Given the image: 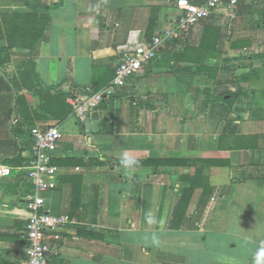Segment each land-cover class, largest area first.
<instances>
[{
  "label": "crops",
  "instance_id": "obj_1",
  "mask_svg": "<svg viewBox=\"0 0 264 264\" xmlns=\"http://www.w3.org/2000/svg\"><path fill=\"white\" fill-rule=\"evenodd\" d=\"M176 1L0 0V264L26 259L30 130L52 125L41 195L70 222L47 264H264V0L219 4L91 115L66 100L109 81L130 31L172 28Z\"/></svg>",
  "mask_w": 264,
  "mask_h": 264
},
{
  "label": "built area",
  "instance_id": "obj_2",
  "mask_svg": "<svg viewBox=\"0 0 264 264\" xmlns=\"http://www.w3.org/2000/svg\"><path fill=\"white\" fill-rule=\"evenodd\" d=\"M221 3L226 4L231 19L236 17L235 7L238 0H204L198 5L188 0H177L176 7L180 14L172 28L146 42L139 41L138 30L130 31L126 42L119 47V63L114 74L103 87L92 92L79 89L69 91L66 100L72 106L75 117L83 118L91 115L102 102L115 97L125 87L130 77L153 63L158 50L195 24L208 18ZM30 134L33 143L24 172L33 189L31 193L22 195L27 210L24 264H47L48 255L57 254L55 243L62 238L61 228L70 222L69 215L55 214L46 209L41 195L57 187L58 167L53 164L52 156L62 139V133L58 126L52 125L44 129L34 126ZM8 173V169L0 166V174Z\"/></svg>",
  "mask_w": 264,
  "mask_h": 264
},
{
  "label": "clouds",
  "instance_id": "obj_3",
  "mask_svg": "<svg viewBox=\"0 0 264 264\" xmlns=\"http://www.w3.org/2000/svg\"><path fill=\"white\" fill-rule=\"evenodd\" d=\"M121 164H122L123 166H125V167L130 168V167L135 166L136 161H135L134 159H131V158L125 156V157H123V158L121 159Z\"/></svg>",
  "mask_w": 264,
  "mask_h": 264
},
{
  "label": "rangeland",
  "instance_id": "obj_4",
  "mask_svg": "<svg viewBox=\"0 0 264 264\" xmlns=\"http://www.w3.org/2000/svg\"><path fill=\"white\" fill-rule=\"evenodd\" d=\"M243 30H244L243 27L239 24L238 27L235 26V31H234L233 34H236V33H242ZM236 31H238V32H236ZM239 35H240V34H239ZM159 51H160V50H158V51L156 52V56H157V54L159 53ZM154 60H155V59H154ZM149 71H150V70H149ZM149 71H148V73H150ZM71 110H72V109H71ZM60 129H61V127H60ZM61 130H62V129H61ZM62 136H63V135H62Z\"/></svg>",
  "mask_w": 264,
  "mask_h": 264
},
{
  "label": "trees",
  "instance_id": "obj_5",
  "mask_svg": "<svg viewBox=\"0 0 264 264\" xmlns=\"http://www.w3.org/2000/svg\"><path fill=\"white\" fill-rule=\"evenodd\" d=\"M41 84V83H40ZM43 88L42 89H47L46 87H44L43 85H41ZM140 164H144L146 163V161H142V162H139Z\"/></svg>",
  "mask_w": 264,
  "mask_h": 264
},
{
  "label": "water",
  "instance_id": "obj_6",
  "mask_svg": "<svg viewBox=\"0 0 264 264\" xmlns=\"http://www.w3.org/2000/svg\"><path fill=\"white\" fill-rule=\"evenodd\" d=\"M1 197H2V191L0 190V199H1Z\"/></svg>",
  "mask_w": 264,
  "mask_h": 264
}]
</instances>
